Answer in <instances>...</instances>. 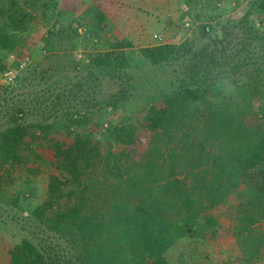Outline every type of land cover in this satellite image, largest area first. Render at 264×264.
<instances>
[{
  "label": "rangeland",
  "instance_id": "rangeland-1",
  "mask_svg": "<svg viewBox=\"0 0 264 264\" xmlns=\"http://www.w3.org/2000/svg\"><path fill=\"white\" fill-rule=\"evenodd\" d=\"M258 1L58 0L48 22L32 19L15 49L0 51L5 64L0 69V125L13 123L10 113L19 120L23 114L21 120L31 128L25 139L32 152L0 183V264L8 262L9 249L23 239L52 263H74L68 237L34 212L47 198L51 175L62 180L54 140L68 145L79 135L96 141L105 154L112 146L122 147L116 131L133 124L135 140L127 147L142 153L152 135L139 125L144 114L162 102L204 51L211 54L201 68L207 80L196 83H210L207 96L213 102L236 104L238 83L250 79L251 68L264 61V15ZM157 46L163 47L162 54L152 59L147 50ZM239 61L241 68L232 72L231 65ZM40 124L46 135L33 128ZM263 169L257 165L250 176L260 181ZM67 185L65 191L73 184ZM252 189L232 192L199 217L195 233L165 252L170 264H264V208L246 203L250 194L257 195ZM246 215L256 217L249 231L243 224Z\"/></svg>",
  "mask_w": 264,
  "mask_h": 264
},
{
  "label": "trees",
  "instance_id": "trees-1",
  "mask_svg": "<svg viewBox=\"0 0 264 264\" xmlns=\"http://www.w3.org/2000/svg\"><path fill=\"white\" fill-rule=\"evenodd\" d=\"M57 1L0 0V51L12 52L32 19L48 22ZM258 6L264 15V0ZM155 49L147 50L152 59L163 51L162 46ZM210 56L201 52L162 102L148 108L139 125L152 135L142 153L127 147L135 140L133 124L116 131L122 147L112 146L105 154L96 141L79 135L68 145L51 143L62 180L51 175L47 198L34 212L68 237L73 264H170L165 252L179 238L194 234L199 217L232 192L252 186L257 195L250 194L246 203L258 211L264 208V175L260 181L250 176L257 165L264 168V120L258 116L264 115V61L251 68L250 79L236 82L238 101L231 104L213 102L207 96L210 83H196L207 80L201 68ZM240 66L241 61L233 63L231 71ZM10 117L12 124L0 125V183L32 153L25 139L30 124L21 113L20 120ZM36 127L39 135L47 134L41 124ZM68 182L73 185L65 191ZM55 204L59 206L53 209ZM49 211L52 216L45 214ZM254 215L243 219L248 231ZM6 264L55 263L23 239L11 246Z\"/></svg>",
  "mask_w": 264,
  "mask_h": 264
}]
</instances>
